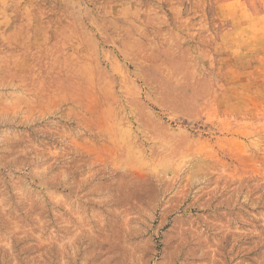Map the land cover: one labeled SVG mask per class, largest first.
<instances>
[{
  "label": "rangeland",
  "instance_id": "1",
  "mask_svg": "<svg viewBox=\"0 0 264 264\" xmlns=\"http://www.w3.org/2000/svg\"><path fill=\"white\" fill-rule=\"evenodd\" d=\"M0 264H264V0H0Z\"/></svg>",
  "mask_w": 264,
  "mask_h": 264
}]
</instances>
